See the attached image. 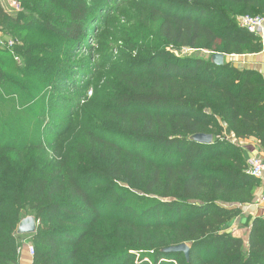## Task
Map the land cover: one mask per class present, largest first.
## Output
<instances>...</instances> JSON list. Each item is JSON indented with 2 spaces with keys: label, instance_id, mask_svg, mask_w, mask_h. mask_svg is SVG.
<instances>
[{
  "label": "trees",
  "instance_id": "obj_1",
  "mask_svg": "<svg viewBox=\"0 0 264 264\" xmlns=\"http://www.w3.org/2000/svg\"><path fill=\"white\" fill-rule=\"evenodd\" d=\"M15 1L22 11L0 0V30L22 43L14 47L22 57L16 66L55 90L97 12L131 0ZM139 6L136 22L153 32L152 41L136 37L121 54L118 94L94 138L101 150L73 162L20 169L12 159L43 147L46 126L41 119L25 122L22 138L4 128L9 110L17 109L3 92L4 62L14 56L0 46V264H20L16 231L28 209L39 222L30 238L32 264H264V217L252 219L247 236L226 231L241 206L254 201L259 179L247 172L248 152L225 134L264 148V77L232 61H211L214 53L262 50L260 37L238 18L264 17V0H141ZM183 48L209 57L176 52ZM54 98L48 91L42 96V112ZM197 133L213 135V142L191 140ZM116 136L132 146L119 145ZM126 149L131 159L122 158ZM131 155L142 162L140 171ZM104 219L139 238L111 237L100 227ZM181 243L190 248L188 259L164 252Z\"/></svg>",
  "mask_w": 264,
  "mask_h": 264
},
{
  "label": "rangeland",
  "instance_id": "obj_2",
  "mask_svg": "<svg viewBox=\"0 0 264 264\" xmlns=\"http://www.w3.org/2000/svg\"><path fill=\"white\" fill-rule=\"evenodd\" d=\"M15 2L17 1L3 0V5L13 11H22L23 8L16 6ZM115 4L113 2L107 11L102 9L97 12L98 18L89 28V38L82 42L83 47L76 46L68 55L67 64L71 67L63 69L62 80L55 90L46 83H40L37 79L27 76L24 70L17 68L15 59H5L4 65L9 78L3 88L4 101L14 102L17 110H9L7 120L2 123L4 128L7 131L14 130L15 134L22 138L28 132L25 122L41 119L46 126L43 147L11 156L20 169H28L33 163L40 164L47 160L73 162L75 157H80L85 152L94 154L101 150L100 144L95 142L94 138L103 132L101 123L109 117L113 109L112 102L118 94V69L123 63L121 54H124L131 44H137V41L148 45L154 35L152 31L143 30V25L136 22L142 8L139 6L141 0H131L116 6ZM113 18V22L107 25ZM12 39L14 40L8 34H0V40ZM14 45L20 46L22 43L15 40ZM176 52L180 55L209 57L202 49L183 48ZM231 59L227 57V61L231 62ZM47 91L55 98L44 113L41 109L42 96ZM41 113L45 114V117L41 116ZM115 138L121 146H132L123 136ZM126 151L128 149L122 150L121 154L123 159L128 160L130 155ZM131 157L132 161L139 164L137 171H140L142 162L136 159L135 155ZM137 175L139 176L138 172ZM26 213L29 215L33 211L28 209ZM100 227L119 241L126 239L127 235L130 239H138L140 236V232L126 230L116 220L104 219ZM30 238L31 235L28 234L20 235L19 241L25 246L30 242Z\"/></svg>",
  "mask_w": 264,
  "mask_h": 264
},
{
  "label": "crops",
  "instance_id": "obj_3",
  "mask_svg": "<svg viewBox=\"0 0 264 264\" xmlns=\"http://www.w3.org/2000/svg\"><path fill=\"white\" fill-rule=\"evenodd\" d=\"M2 31L0 30V34ZM264 38V26H263ZM232 58V62L239 68L254 69L262 74L264 77V48L258 53L245 54V55H226ZM227 138L232 139L234 142L240 144L249 154H258L264 157V148L261 147L259 142L255 139L237 140L232 132L225 131ZM241 213L234 217L226 227L227 231L232 232L236 236H247L248 224L251 223L255 217H264V174L259 179L258 186L254 189V201L250 204L241 206ZM29 243L21 247L20 264H32L33 257L28 251Z\"/></svg>",
  "mask_w": 264,
  "mask_h": 264
},
{
  "label": "built area",
  "instance_id": "obj_4",
  "mask_svg": "<svg viewBox=\"0 0 264 264\" xmlns=\"http://www.w3.org/2000/svg\"><path fill=\"white\" fill-rule=\"evenodd\" d=\"M16 6H19V3L15 2ZM239 23L242 27L246 28L251 33L257 34L262 42V47L264 48V38H263V26H264V17L261 15H245L238 18ZM15 40L3 41L0 40V46H5L9 49L14 56V59L17 63L21 64V57L14 52ZM247 172L255 177L262 178L264 174V157L258 154L251 155L247 160ZM28 250L31 256L34 254V247L32 244H29ZM21 251V248H20Z\"/></svg>",
  "mask_w": 264,
  "mask_h": 264
},
{
  "label": "water",
  "instance_id": "obj_5",
  "mask_svg": "<svg viewBox=\"0 0 264 264\" xmlns=\"http://www.w3.org/2000/svg\"><path fill=\"white\" fill-rule=\"evenodd\" d=\"M227 60V56L224 53H214L211 56V61L216 65H223ZM191 140L201 142V143H212L213 142V135L205 134V133H197L190 136ZM38 220L34 214H29L19 221L17 227V235H34L37 231L38 227ZM164 252H183L185 257L188 259L190 255V248L186 243H181L178 245H172L164 249Z\"/></svg>",
  "mask_w": 264,
  "mask_h": 264
}]
</instances>
